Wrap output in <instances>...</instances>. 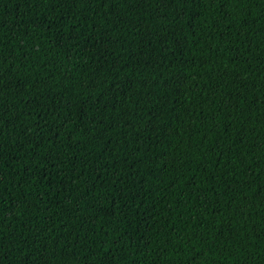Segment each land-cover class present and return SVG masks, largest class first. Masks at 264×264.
<instances>
[{
  "label": "trees",
  "instance_id": "1",
  "mask_svg": "<svg viewBox=\"0 0 264 264\" xmlns=\"http://www.w3.org/2000/svg\"><path fill=\"white\" fill-rule=\"evenodd\" d=\"M0 264H264V0H0Z\"/></svg>",
  "mask_w": 264,
  "mask_h": 264
}]
</instances>
